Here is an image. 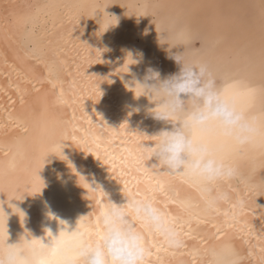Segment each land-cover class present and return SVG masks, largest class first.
I'll list each match as a JSON object with an SVG mask.
<instances>
[{
  "label": "bare ground",
  "instance_id": "6f19581e",
  "mask_svg": "<svg viewBox=\"0 0 264 264\" xmlns=\"http://www.w3.org/2000/svg\"><path fill=\"white\" fill-rule=\"evenodd\" d=\"M222 2L0 0V238L17 243L22 264H57L55 243L42 249L41 240L63 245L76 227L98 239L101 209L126 197L153 202L182 242L137 223L144 264H213L225 246L239 264H264V139L223 142L216 155L234 175L211 184L161 171L140 147L172 125L148 114L154 102L135 98L136 81L149 66L162 78L170 44L192 41L196 28L220 23L221 41L238 17L221 14ZM182 17L159 53L144 56L147 37ZM259 19L263 32L247 29L246 55L235 58L244 70L229 68L225 86L264 118V11Z\"/></svg>",
  "mask_w": 264,
  "mask_h": 264
},
{
  "label": "clouds",
  "instance_id": "9594fccd",
  "mask_svg": "<svg viewBox=\"0 0 264 264\" xmlns=\"http://www.w3.org/2000/svg\"><path fill=\"white\" fill-rule=\"evenodd\" d=\"M169 58L178 66L176 72L161 78L160 71L149 66L136 81L141 92L135 98L144 96L154 102L148 114L172 125L152 135L153 143L142 144V152L148 160L155 158V166L169 175L181 174L201 184L230 178L234 169L216 155L220 145L242 146L264 139V118L249 115L235 93L218 87L206 63L187 60L183 51L171 53ZM107 201L98 216V239L81 234L76 227L66 231L73 236L71 242L62 245L51 240L45 244L41 240V248L55 243L57 264H144L147 248L137 223L170 246L182 243L172 223L150 200L126 197L122 204ZM8 239V235L0 238V264H22L17 243L10 244ZM212 257L213 264H239L228 246L214 250ZM23 264H28L27 260Z\"/></svg>",
  "mask_w": 264,
  "mask_h": 264
},
{
  "label": "rangeland",
  "instance_id": "374dc122",
  "mask_svg": "<svg viewBox=\"0 0 264 264\" xmlns=\"http://www.w3.org/2000/svg\"><path fill=\"white\" fill-rule=\"evenodd\" d=\"M229 1H232L233 3L236 1L237 4L232 8H229ZM221 7V14H225L228 19L232 16H238L234 20L235 22L233 23L232 28L224 34L226 36H222L221 41L218 39L219 37L217 38L220 23L217 26L214 24L212 25L214 27L213 29H215L214 32H210L211 27L205 25L204 28L200 27L195 29V36L192 41H174L171 43L167 50V54L170 56L171 53L183 51V55L187 60L206 63L216 79L217 86L226 90L225 81H227L226 77L229 74L228 69L232 68L241 72L245 68V63H235L236 57H243L246 55L245 48L248 44V40H243L245 31L248 29L252 31V33H258V31L263 32V26L261 25L263 21L262 19H259V17L263 14L264 10L258 0H223ZM206 10L207 8L204 9V11ZM207 13H212V11H208ZM147 18V16H144L146 22H148ZM185 21L186 19L184 17L174 21H167L161 28V32H155V36L153 35L154 38L152 40L151 37L148 36L144 56L153 57L154 55H157L162 46L163 36L173 32L176 27L180 26L182 22L185 23ZM148 24L150 25V23ZM143 35L145 36V33H143ZM232 45L235 47L230 48ZM201 57L204 60H199ZM177 70L178 66L173 60L172 68L167 73L163 74L162 78L176 72ZM237 99L239 103L243 102L242 98ZM262 107L264 108V104Z\"/></svg>",
  "mask_w": 264,
  "mask_h": 264
},
{
  "label": "snow or ice",
  "instance_id": "6c2138e0",
  "mask_svg": "<svg viewBox=\"0 0 264 264\" xmlns=\"http://www.w3.org/2000/svg\"><path fill=\"white\" fill-rule=\"evenodd\" d=\"M63 223V222H62Z\"/></svg>",
  "mask_w": 264,
  "mask_h": 264
}]
</instances>
